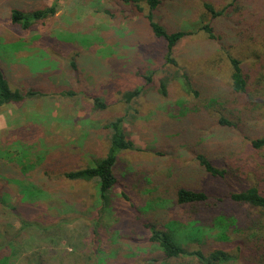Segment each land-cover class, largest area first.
Listing matches in <instances>:
<instances>
[{"label":"rangeland","instance_id":"374dc122","mask_svg":"<svg viewBox=\"0 0 264 264\" xmlns=\"http://www.w3.org/2000/svg\"><path fill=\"white\" fill-rule=\"evenodd\" d=\"M5 1L0 20L7 23L0 26V40L18 36L38 40L34 52L21 59L35 74L23 90L38 93L0 107V121H7L0 129V259L10 255L0 264H178L165 259L159 245L150 241L147 223L170 220L166 224L172 222L175 233L172 217L180 215L197 217L205 226L221 212L240 220L251 218L249 209L226 199L217 202L223 210L214 214L209 209L190 214L175 193L187 183L224 195L259 179V156L248 139L264 136V8L257 7L264 0H238L213 21L218 35L226 34L237 44L239 49L229 48L232 52L244 48L252 52L251 57H242L253 66L256 85L263 81L260 97H253L256 106L246 96L233 98L231 64L228 53L220 49L225 43L200 31L212 17L204 2L221 9L230 0L161 1L154 10L157 21L169 31H193L176 46V64L166 61V41L152 32L145 1H139L141 8L121 0ZM17 4L24 11L55 6L56 12L25 30L8 22V6ZM246 9L249 12L243 13ZM251 25L256 41L240 40L243 33L234 26L248 32ZM150 71L153 81L126 102L125 91L143 85V76ZM185 71L205 92L213 93L209 85L220 92L215 96L219 101L226 103L227 98L226 109L217 104L204 109L184 85L180 76ZM161 78L167 80L166 96L159 92ZM68 89L75 93H65ZM94 94L104 97L108 106L95 109L90 97ZM221 109L231 119L240 114L242 121L237 127L219 124ZM120 115H126L124 126L135 148L118 152V181L111 204L101 210L97 182L72 180L64 173L106 154L110 131L105 124ZM196 150L228 167L227 176L202 172L194 159ZM33 189L39 193L27 199ZM251 211L254 216L264 213ZM192 225L189 221L186 232H181L203 235L192 231ZM184 236L177 234V241L188 249L221 247L239 256L219 264H264L241 252L238 241L223 242L213 233L201 243ZM191 258L188 261L195 264L196 258Z\"/></svg>","mask_w":264,"mask_h":264},{"label":"trees","instance_id":"16d2710c","mask_svg":"<svg viewBox=\"0 0 264 264\" xmlns=\"http://www.w3.org/2000/svg\"><path fill=\"white\" fill-rule=\"evenodd\" d=\"M121 1L125 3L136 2L138 7H140L139 1H145V3L148 4L149 9L146 14V18L149 22L151 30L156 37L164 38V40L166 41V61L176 64L177 59L173 56L176 46L183 38H185L187 35L192 34L193 31L184 29L169 31L165 27V25L157 21L154 17V10L158 8L162 0ZM237 1L238 0H230V2L221 9H216L213 3L205 1L204 6L209 12H211L212 17L210 21L203 23L200 26V31L206 33L208 37L218 40L221 44L225 43L224 45L220 46V49H223L228 53V59L231 64L230 92L233 94V98L243 99V97L246 96L248 100L251 101L252 106H256L257 104L254 103L253 97H260L259 88L262 85L263 81L259 80L260 82H258L256 85V83L253 81L254 77L253 75H251L253 66L245 63L244 58L242 57V55L251 57L252 52H245V48L243 49V51L237 50V52L235 53L232 52V48H238L237 44L226 39V34H223L224 38L221 36V34L218 35L213 24V21L215 19H218L219 17L224 15L227 8L232 7ZM8 7L9 18L12 23H15L25 30L33 27V25L38 20H44L45 18L54 15L56 12L55 6H45L42 8H35L30 11H24L20 4H17L15 6L9 5ZM257 7L260 9L264 8V4L260 3L257 5ZM249 9L252 14L257 12V8H252L250 4ZM245 12H249V10L246 9V11H244L243 13ZM253 25L249 26L248 32L244 31L241 27L234 26V29H237L238 31H241L243 33L239 36L241 37L240 40L247 41L250 39L252 41H256L251 36V33L254 30ZM72 63L75 67L76 62L73 61ZM143 77L145 80V83L143 85H139L133 89L125 91V94H123V98L126 100V102H130L133 98L139 96L144 91L145 85L153 81V75L151 71L147 74H144ZM180 77L183 79L184 85L187 87L188 92L193 96V98H196L197 101L201 102L204 109L213 107L215 104H217L219 108L224 107V109H226L227 98L225 101L226 103L219 101V99L215 97L218 93H220L216 91V88H214L213 90V88H210V86L208 85L207 89H211L213 93H209L208 90L205 92L201 83H198L196 81L193 82L192 77L187 71L183 72ZM159 92L163 96H166L168 94L167 80L164 78L160 79ZM36 93L38 92L32 88H29V90L27 91L20 88H13L10 85L5 72L0 65V106L10 103L16 105V103H20L24 101L28 96L34 95ZM65 93L73 95L75 91L68 89ZM90 97L94 102L95 109H104L108 106L105 98L100 96L99 94H94ZM125 116L126 115L116 116L105 124V127H107L110 131V136L109 147L104 156L95 159L94 162L90 165L69 170L64 173L67 178L72 180H95L98 184L99 199L102 206L101 210L103 208L105 209L111 204V191L113 186L118 181L117 175L115 173V164L117 162L118 152L121 150H131L135 148V142L130 137L129 132L125 129L124 126ZM229 116L226 115V113L224 114L221 109L219 116H217L218 123L223 126L237 127L242 121V119L239 118L240 114L238 113H234L232 115V118L234 119H231ZM248 140L250 141V147L254 149L256 154H258L259 156L257 163L261 170L259 179H257L256 182L247 184L244 183L241 186L239 185L240 188H233L232 190L223 193L224 195H218L221 190H215V192L212 193L203 185L196 186L185 183L177 188L175 197L178 204L181 207L185 208L188 212H190V214H197L201 211L204 212L206 209H209L210 213L214 214L219 209L223 210V204H218L217 202L228 200L229 202L243 205L244 207L249 209L251 218H249L248 220H240L236 215L225 214L224 212H221L211 218V225L205 226L201 224V220H199V218L197 217H194L192 215L189 217L180 215L177 217H172V219L177 220H174L177 224L175 233L173 232L172 228H170L172 226V222L169 225L166 224L170 220L164 221V223L162 224L155 221L151 223L149 222L147 223V226L149 227L151 232L149 239L151 242H155L159 245L162 255L165 259L176 262L178 264H192V262H189L188 259L192 260L191 257H195L196 259H193L196 260L195 262H193L195 264H219L239 258L237 254H233L221 247H216L212 250L206 248L203 249L201 247L188 249L181 243H179L177 241L178 237H176L177 234H182V236L185 238V234L186 237L189 236L190 239L201 243L200 241L204 236H206V234L208 235V233H213L214 236L217 237L216 239L223 242L238 241V249L241 252L248 254L251 258L254 257V259L264 260V213H262L264 212V188L260 183V181L264 180V136H257ZM194 159L196 160V163L199 164L202 172L206 173L208 176L223 178L226 177L229 172L228 167H221L220 163L217 162V160L215 161V159L210 157L204 151L196 150ZM22 169L24 170L23 166ZM237 177H239V175H237ZM38 193V190L33 189V194H28L26 198L29 199L30 197L32 199V197L36 196ZM251 208L261 210L262 215H252ZM189 221L193 222L192 227L195 228V230L192 231H203V235L198 236L195 233L189 235L188 232L183 234L181 231L184 230L186 232V229L188 228L187 223ZM239 221L241 225L239 224ZM241 227L242 233H239L238 231L241 230ZM8 258H10V255H3L0 261ZM1 264L3 263L1 262Z\"/></svg>","mask_w":264,"mask_h":264},{"label":"crops","instance_id":"0c3cea01","mask_svg":"<svg viewBox=\"0 0 264 264\" xmlns=\"http://www.w3.org/2000/svg\"><path fill=\"white\" fill-rule=\"evenodd\" d=\"M3 4L7 5L6 1L0 0V6ZM8 22L12 23L11 20ZM5 23L7 22L0 20V26L5 25ZM37 41L34 38L22 39L20 36L13 38L3 37L0 40V44L3 45L0 50V65L13 88L24 89V84L29 83L30 79L34 77V72L27 69L26 64L21 59L34 52L33 46L37 44ZM6 125L7 121L3 118L0 121V129L6 127Z\"/></svg>","mask_w":264,"mask_h":264}]
</instances>
